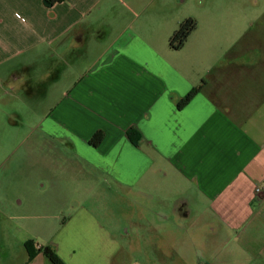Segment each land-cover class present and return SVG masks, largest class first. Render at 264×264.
<instances>
[{
  "label": "crops",
  "instance_id": "1",
  "mask_svg": "<svg viewBox=\"0 0 264 264\" xmlns=\"http://www.w3.org/2000/svg\"><path fill=\"white\" fill-rule=\"evenodd\" d=\"M183 1L0 0V264H53L31 240L66 264H264V1L176 50ZM26 97L56 140L44 209L3 124Z\"/></svg>",
  "mask_w": 264,
  "mask_h": 264
},
{
  "label": "rangeland",
  "instance_id": "2",
  "mask_svg": "<svg viewBox=\"0 0 264 264\" xmlns=\"http://www.w3.org/2000/svg\"><path fill=\"white\" fill-rule=\"evenodd\" d=\"M241 3V0H185L181 4L183 7L182 15L197 19L199 29H208L209 27H207L205 23L208 21L209 14L211 15L213 11L217 13L218 17L226 16L227 21L221 22L223 19L219 21L218 18L216 24L210 28L229 31L233 28L237 29L229 26V15L241 14L243 12ZM263 11L264 7L259 10V12ZM16 103H18L19 106L20 117L12 120H15L17 123L15 124L10 118L7 119L5 117L3 118V124L5 125L4 127H7L10 131L13 129H17L18 131L15 135H11L9 143L12 145L13 142H18L20 144L16 149V156L19 155L24 161L21 172L27 177L33 178L37 176L35 180L38 181V190L45 194L42 195L40 199L44 209L46 202L50 205V175L54 173L50 166L57 157L56 155H52L53 152L50 150L51 141L56 140L51 137L48 131L42 128L44 119L42 114L48 109L50 103L48 101L42 102L29 99L28 97ZM75 173H77V171ZM29 179L30 178H28V180ZM108 200L107 198V201ZM107 201L104 203L106 208L109 206ZM122 201L124 202V199Z\"/></svg>",
  "mask_w": 264,
  "mask_h": 264
},
{
  "label": "trees",
  "instance_id": "3",
  "mask_svg": "<svg viewBox=\"0 0 264 264\" xmlns=\"http://www.w3.org/2000/svg\"><path fill=\"white\" fill-rule=\"evenodd\" d=\"M60 0H45L47 5H52ZM198 27V21L194 17H188L183 20L178 29L170 37V46L173 49H181L187 42L189 36ZM200 88L192 90L185 98H183L179 107H183L188 104L192 98L199 92ZM132 135V132H130ZM105 134L103 131H98L90 140V144L97 147L104 140ZM27 250L29 252V258L33 259L38 252H42L53 264H66L61 257L58 255L56 249L51 245H42L41 247H35L34 241H28L26 243Z\"/></svg>",
  "mask_w": 264,
  "mask_h": 264
},
{
  "label": "built area",
  "instance_id": "4",
  "mask_svg": "<svg viewBox=\"0 0 264 264\" xmlns=\"http://www.w3.org/2000/svg\"><path fill=\"white\" fill-rule=\"evenodd\" d=\"M255 193L257 195L264 196V184H262V183L257 184L256 187H255Z\"/></svg>",
  "mask_w": 264,
  "mask_h": 264
}]
</instances>
